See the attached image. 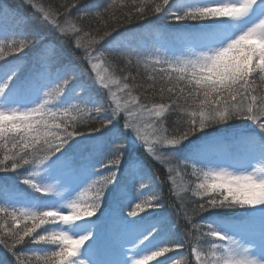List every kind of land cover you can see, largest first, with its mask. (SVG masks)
I'll return each mask as SVG.
<instances>
[{
    "label": "snow or ice",
    "instance_id": "6c2138e0",
    "mask_svg": "<svg viewBox=\"0 0 264 264\" xmlns=\"http://www.w3.org/2000/svg\"><path fill=\"white\" fill-rule=\"evenodd\" d=\"M25 3L63 39L0 0V264H264V0Z\"/></svg>",
    "mask_w": 264,
    "mask_h": 264
},
{
    "label": "trees",
    "instance_id": "16d2710c",
    "mask_svg": "<svg viewBox=\"0 0 264 264\" xmlns=\"http://www.w3.org/2000/svg\"><path fill=\"white\" fill-rule=\"evenodd\" d=\"M7 3L11 4L14 8L18 9L19 12H21L22 14L28 16L30 19H37V20H41V18L39 17V15L37 13H35L26 3L25 0H6ZM53 3H59L61 2V0H52ZM72 15L76 16L78 15V12L76 10H72ZM41 23H43L45 25V27L47 28V30L51 33L52 37L55 39V41L57 43H61L62 42V37H60L57 33H55L50 26L47 25V23L45 21L41 20ZM85 25H87V21H85ZM129 30H132L135 28V25H127L126 26ZM121 31H123V29H121ZM64 50H65V63H71L75 69L77 70V74L78 76H81L84 80L88 81V83L93 85L94 90L97 92V95L104 100L105 104L108 103L107 100V91L100 89L98 85H96L94 83V74L92 73L91 69L89 68V66L87 65V63L85 61H83L80 57L82 55V53L78 50H74L72 47H70L67 44L63 45ZM99 47V46H98ZM31 55L32 53L26 52L25 54H21L20 59H24L27 60L28 63L27 65L22 69L21 75H25L27 74V72H29L32 68V62H31ZM111 59L115 60L114 57H110ZM117 64H119L120 66L123 65V60H117L115 61ZM133 73H135V69H132ZM143 69H141V77H143ZM146 80V77H145ZM174 119V117H171L169 120V123H171V120ZM121 123H123V121H121ZM246 124H250V122H245ZM84 130V129H82ZM137 152L139 153V155H141L142 157L145 158L148 167L150 169L153 170L154 173L158 174L162 179L166 178L167 173L165 172L164 169H162L158 164L154 163L153 161H151L148 157H146L143 153V151L139 148H137ZM190 172V169L188 170ZM4 174L0 173V176H3ZM9 176L13 175L12 173L8 174ZM193 179L191 176H186L185 180H191ZM17 183L19 184V181H17ZM19 187L21 189L27 190L26 186L19 184ZM169 187L170 185L168 183H165L163 186V196H164V200L163 203L165 204V211H171V209L168 207L169 204L171 203V201H173L175 198L173 196L170 195L169 193ZM190 195V193H189ZM136 201H133V203H135ZM190 208V205H189ZM130 210V206L128 208L124 209L125 214L127 213V211ZM97 215H99V213H97ZM93 219H95V217H93ZM172 220L176 221V215L175 212L172 213ZM185 222L181 219L179 221V227L177 228V233H180L184 230L185 228ZM182 251H190V249H185ZM169 256H173L175 255L174 253H169Z\"/></svg>",
    "mask_w": 264,
    "mask_h": 264
}]
</instances>
